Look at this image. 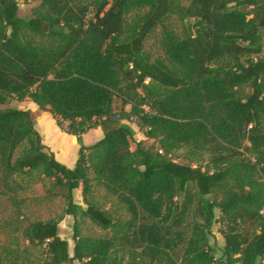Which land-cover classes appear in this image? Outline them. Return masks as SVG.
<instances>
[{
  "label": "trees",
  "instance_id": "trees-1",
  "mask_svg": "<svg viewBox=\"0 0 264 264\" xmlns=\"http://www.w3.org/2000/svg\"><path fill=\"white\" fill-rule=\"evenodd\" d=\"M24 1L40 3L27 20L17 0H0V106L29 99L39 112L0 108V174L8 187L38 170L60 190L74 219L72 251L59 220L24 232L45 248V264H264V194L248 180L264 173V0ZM133 7L147 11L128 26ZM171 14L193 20L188 34L164 31L166 57L151 60L145 42ZM41 114L77 138L74 169L46 150L35 129ZM133 123L151 145L131 150ZM98 128L103 138L82 145ZM246 142L252 158L241 152ZM184 147L207 153L214 170L176 162ZM94 186L130 215L119 237L132 250L127 263L113 259L115 239L79 231V218L105 230L120 224L93 202ZM223 187V201L208 198ZM80 188L85 207L74 201ZM215 224L221 248L209 242Z\"/></svg>",
  "mask_w": 264,
  "mask_h": 264
},
{
  "label": "rangeland",
  "instance_id": "rangeland-1",
  "mask_svg": "<svg viewBox=\"0 0 264 264\" xmlns=\"http://www.w3.org/2000/svg\"><path fill=\"white\" fill-rule=\"evenodd\" d=\"M19 4V16L25 20L34 17L39 2H25L17 0ZM80 5L89 4L93 0H74ZM181 7L188 5L187 0H178ZM147 11L145 7H133L126 13L127 25H133ZM249 11V9H248ZM193 20H182L177 14H171L166 18L164 25L157 27L153 33L147 38L144 46L145 53L151 60L165 59L166 53L164 48V31L171 32L177 38H183L188 34L187 26ZM263 33V51L260 55L264 58V29ZM36 43L39 46H48L51 41L48 39L37 38ZM246 93L250 92V88H244ZM17 105L16 100H11L0 108L13 107ZM136 120H134L135 122ZM136 132L135 140L131 142V147H136V141L143 138L144 135L139 132L136 123L132 124ZM146 145H151L153 141H146ZM250 145L246 142L241 150L245 157L252 158L248 148ZM135 150V149H134ZM24 148H20L15 159L21 156ZM176 162L190 164L193 167H201L203 170H214V166L209 162V155L201 153L191 147H184L177 150L173 154ZM249 183L253 185L254 191L264 194V173L257 172L249 177ZM9 186L5 187L0 174V259L4 264H45L47 260V252L44 247H36L25 239V229L29 224L37 221L59 220L60 237L67 240L72 251L74 246L73 227L74 219L65 215V200L60 196L58 190L52 181L44 178L40 171H28L26 174L13 176L8 181ZM228 187L216 189L212 196L208 197L217 201H223L227 196ZM93 202L101 209L111 213L120 224L115 229L105 230L91 222L88 218H79L78 228L82 236L91 238H113L116 246L113 248L112 257L118 262L127 263L131 258V248L125 246L119 240V237L126 233L124 223L128 221L130 215L126 209L118 204L114 197H111L100 186H94L92 192ZM75 203H83L81 188L74 191ZM217 215L220 216L219 212ZM212 235L209 242L221 248L224 245V238L221 234V225L215 224L212 228ZM141 250H139L140 252ZM218 256V255H217ZM144 261H148L143 256Z\"/></svg>",
  "mask_w": 264,
  "mask_h": 264
},
{
  "label": "crops",
  "instance_id": "crops-1",
  "mask_svg": "<svg viewBox=\"0 0 264 264\" xmlns=\"http://www.w3.org/2000/svg\"><path fill=\"white\" fill-rule=\"evenodd\" d=\"M15 108L38 113V106L29 99L17 102ZM129 109V108H128ZM35 129L42 137V143L46 150L53 154L55 159L69 169H74L78 160L80 144L73 135L62 131L56 120L50 114H41L35 124ZM103 131L93 129L82 136V145L89 147L103 138ZM140 138L136 142L142 141ZM136 147L132 148L134 150ZM81 205L80 203H77Z\"/></svg>",
  "mask_w": 264,
  "mask_h": 264
},
{
  "label": "built area",
  "instance_id": "built-area-1",
  "mask_svg": "<svg viewBox=\"0 0 264 264\" xmlns=\"http://www.w3.org/2000/svg\"><path fill=\"white\" fill-rule=\"evenodd\" d=\"M144 109L146 110V111H148L149 109H148V107H144ZM260 215L264 218V205L262 206V208L260 209Z\"/></svg>",
  "mask_w": 264,
  "mask_h": 264
}]
</instances>
